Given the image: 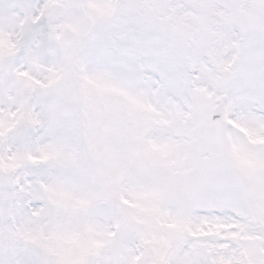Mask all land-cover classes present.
Returning a JSON list of instances; mask_svg holds the SVG:
<instances>
[{
  "label": "snow or ice",
  "instance_id": "6c2138e0",
  "mask_svg": "<svg viewBox=\"0 0 264 264\" xmlns=\"http://www.w3.org/2000/svg\"><path fill=\"white\" fill-rule=\"evenodd\" d=\"M0 264H264V0H0Z\"/></svg>",
  "mask_w": 264,
  "mask_h": 264
}]
</instances>
